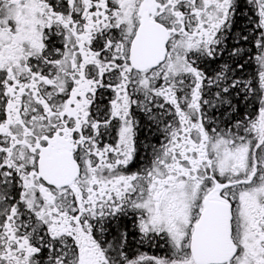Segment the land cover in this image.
Returning <instances> with one entry per match:
<instances>
[{"label":"snow or ice","instance_id":"obj_1","mask_svg":"<svg viewBox=\"0 0 264 264\" xmlns=\"http://www.w3.org/2000/svg\"><path fill=\"white\" fill-rule=\"evenodd\" d=\"M0 264H264V0H0Z\"/></svg>","mask_w":264,"mask_h":264},{"label":"flooded vegetation","instance_id":"obj_2","mask_svg":"<svg viewBox=\"0 0 264 264\" xmlns=\"http://www.w3.org/2000/svg\"><path fill=\"white\" fill-rule=\"evenodd\" d=\"M149 251V254H154L153 250H147ZM155 254H162V253H155Z\"/></svg>","mask_w":264,"mask_h":264}]
</instances>
